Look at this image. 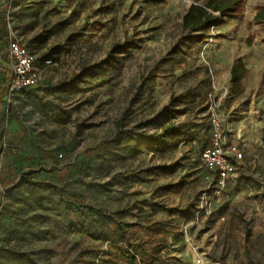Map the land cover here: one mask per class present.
<instances>
[{"label": "rangeland", "instance_id": "1", "mask_svg": "<svg viewBox=\"0 0 264 264\" xmlns=\"http://www.w3.org/2000/svg\"><path fill=\"white\" fill-rule=\"evenodd\" d=\"M205 1L0 0V53L13 33L39 75L0 82V264H264V0L196 40L181 19ZM210 102L242 157L206 202Z\"/></svg>", "mask_w": 264, "mask_h": 264}, {"label": "built area", "instance_id": "2", "mask_svg": "<svg viewBox=\"0 0 264 264\" xmlns=\"http://www.w3.org/2000/svg\"><path fill=\"white\" fill-rule=\"evenodd\" d=\"M34 55L13 34L9 33L4 53H0V67H8L7 99L33 88L39 81L34 68ZM209 125V143L199 154L203 169L215 175L214 186L208 193L206 202L219 198L226 189L227 181L234 172L233 163L240 160L242 153L236 144L228 142L223 133L222 123L210 102L207 107ZM205 202V204H206Z\"/></svg>", "mask_w": 264, "mask_h": 264}, {"label": "trees", "instance_id": "3", "mask_svg": "<svg viewBox=\"0 0 264 264\" xmlns=\"http://www.w3.org/2000/svg\"><path fill=\"white\" fill-rule=\"evenodd\" d=\"M242 3L243 0H206L203 4H191L182 16V29L185 33L194 35L196 40H200L202 38L201 32L205 27H213L221 23L224 19L238 15L241 11ZM3 14H5V12H3ZM253 21H264V8H260L256 12ZM1 68L0 82L5 94L9 82L8 75L6 74V71L8 72V67L6 64H3ZM247 73L248 71L240 58H237L230 66L229 85L232 96L237 97L242 93V81L246 78ZM181 97L184 98L186 95L183 94ZM172 134H175V129L169 126L165 127L160 133H154L152 135L139 134L138 136L140 140L155 146L161 140L167 139ZM87 211L91 215L103 217L101 209H87Z\"/></svg>", "mask_w": 264, "mask_h": 264}]
</instances>
